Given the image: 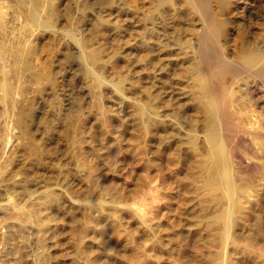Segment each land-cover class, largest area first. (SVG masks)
Listing matches in <instances>:
<instances>
[{"label":"rangeland","instance_id":"obj_1","mask_svg":"<svg viewBox=\"0 0 264 264\" xmlns=\"http://www.w3.org/2000/svg\"><path fill=\"white\" fill-rule=\"evenodd\" d=\"M192 1L0 0V264H263L230 253L195 169L210 121L193 75L262 37L264 0ZM34 2L51 28L31 23Z\"/></svg>","mask_w":264,"mask_h":264},{"label":"bare ground","instance_id":"obj_2","mask_svg":"<svg viewBox=\"0 0 264 264\" xmlns=\"http://www.w3.org/2000/svg\"><path fill=\"white\" fill-rule=\"evenodd\" d=\"M167 1V0H166ZM190 1V0H189ZM196 1V0H195ZM191 2H193L191 0ZM198 3L200 2V4H202L201 0L197 1ZM205 2V1H204ZM195 3V2H194ZM197 3V4H198ZM206 3V2H205ZM208 3L203 4L205 5L203 8L206 7ZM33 5V3H32ZM196 6V3L194 4ZM202 5V6H203ZM38 5L35 6V2L33 7H31V9L29 10L28 13V17L29 19H31V23H35V26H38L36 24L40 25L42 24L45 28L48 26H53L54 24L52 23V21H46V19L43 21L42 17L40 19V17L38 18L37 15V7ZM198 7H202L201 5H197ZM208 8V7H207ZM29 9V8H28ZM39 10V9H38ZM199 10V8H198ZM207 12V11H206ZM201 13H203L201 11ZM207 14V13H206ZM210 14V12H209ZM208 15V14H207ZM205 15V16H207ZM211 15V14H210ZM210 15H208V17H211ZM208 17H204L205 19H207ZM213 18V17H212ZM40 19V20H39ZM49 19V18H48ZM42 20V21H41ZM212 23L210 21L211 24H213V27H215L216 25H214V19H212ZM207 21V20H206ZM206 21H204L206 23ZM203 22V23H204ZM51 23V24H50ZM53 24V25H52ZM208 24V22H207ZM205 24V25H207ZM211 24L210 27L212 26ZM41 25V26H42ZM204 25V26H205ZM205 26V28H208V26ZM42 26V27H43ZM210 28L211 30L214 28ZM217 27V26H216ZM219 28V27H217ZM209 28L208 30L211 31ZM216 29V28H215ZM220 29V28H219ZM218 29V30H219ZM263 29V28H262ZM206 30V29H205ZM213 32V31H212ZM215 32V30H214ZM217 29H216V33H217ZM219 33V32H218ZM261 33V32H260ZM262 34V33H261ZM264 34V33H263ZM262 34V37H260L259 35L257 36L255 34V36L259 37L258 39H254V41L252 40V44L248 45V47L244 48H240L241 50H239L240 52L232 54L235 56H232L229 54V56L225 53H220L216 52V57H218L219 53H220V57H219V61L216 62L215 59L211 58L212 60H214V64H211L208 59L203 63V65L201 64V66L199 65V62H194L195 65L197 63H199L198 65L200 66L199 68H197V66H195L197 68V70L195 71L193 77H196V82H199V78L204 77V81L201 84H198V88H194V89H198V92H196V94L198 93V95L200 97H202L203 101V107L204 109H202L205 113L204 118L206 116L205 119L210 121L209 128L207 126L206 128V132H205V137L203 139V137L201 140H205L206 145L203 146L204 148L202 149V154H200L201 152H197L198 150H200V147L198 150H196V152L198 154L201 155V158L199 155H197L196 157H199V159H196V165L200 173V178L203 179L205 182H207V184L209 183V185H211V188L213 189L212 195H214L213 199H215V204H216V211H217V215L214 213L213 215H215L214 217L217 216V221L218 222L217 225H219L218 228H222L220 234H221V239L223 240V242H226L227 238H229V245L231 244V251L230 253H234L235 257L236 256H242L245 258L247 257L248 260L250 258H255L258 257V259L263 260L261 263L264 264V35ZM221 35V34H220ZM254 36V35H253ZM210 39L208 40L209 43L213 44V36H207ZM251 37V36H250ZM74 38V37H73ZM212 38V39H211ZM253 38V37H252ZM177 39V38H176ZM208 39V38H206ZM205 39V40H206ZM250 39V38H249ZM248 39V40H249ZM77 40L78 39H74ZM244 40V38H243ZM207 41V40H206ZM203 41L202 42H206ZM215 41V39H214ZM247 41V40H246ZM251 41V39H250ZM241 42V41H240ZM244 42V41H243ZM248 42V41H247ZM247 42L243 43V45H241L242 47L247 46ZM208 43V44H209ZM217 43V42H215ZM214 43V44H215ZM79 44V43H78ZM211 44V46H212ZM242 44V43H241ZM245 44V45H244ZM249 44V43H248ZM203 45L205 46L203 43L200 44L199 42V46ZM216 45L220 46V43L218 41V43ZM215 45V46H216ZM224 45V44H223ZM210 46V48H211ZM219 46H216L217 48H220ZM222 46V45H221ZM214 48V45L212 46ZM223 47V46H222ZM221 47V49H222ZM1 48L0 47V57L3 56V54L1 55ZM180 48V47H179ZM202 48V46L200 47ZM208 48L209 52H212L213 49ZM89 49V48H88ZM93 48L89 49L92 50ZM197 49V48H196ZM199 49V47H198ZM197 49V50H198ZM207 49V48H206ZM3 50V49H2ZM94 50V49H93ZM215 50L218 51V49L214 48V52ZM237 50V49H236ZM88 51V50H87ZM96 53V50H94ZM195 51V50H193ZM206 51V50H204ZM204 51L201 52L200 50L198 51V53L200 52V54L203 53L202 56H204ZM220 51V49H219ZM223 51V50H221ZM242 51V52H241ZM88 54H90L93 59L95 58L93 56V51H88ZM94 53V54H95ZM98 53V52H97ZM97 53H96V57H97ZM241 53V54H239ZM199 54V55H200ZM213 54V52H212ZM238 54V55H237ZM100 55V54H99ZM198 55V56H199ZM208 55V54H207ZM215 55V54H214ZM89 56V55H88ZM206 56V55H205ZM209 56V55H208ZM90 57V56H89ZM90 57V58H92ZM205 58V57H204ZM208 58V57H206ZM22 59V58H21ZM198 59V58H196ZM217 59V58H216ZM27 60V59H26ZM25 59L23 61H20V63L22 62V64L25 65L26 68L29 67L28 62ZM99 60L101 62V59L99 57ZM195 60V59H194ZM193 60V61H194ZM29 61V60H28ZM93 61V60H92ZM95 61V59H94ZM193 61H188V63H193ZM196 61V60H195ZM30 62V61H29ZM99 63V62H98ZM163 66V65H162ZM188 66V65H187ZM192 66V65H191ZM20 67V66H19ZM24 67V66H22ZM181 67V66H180ZM186 67V65H185ZM184 67V68H185ZM190 67V66H189ZM17 68V67H16ZM192 68V67H191ZM191 68L190 71L188 69V71L186 72H191ZM192 68V69H193ZM185 70V69H182ZM193 71V70H192ZM96 72V71H95ZM186 72L184 73L186 75ZM194 72V71H193ZM97 73V72H96ZM172 73V72H171ZM170 73V74H171ZM230 74L231 76H229V78L233 79L232 83H225L226 77L224 78V74ZM190 74V73H187ZM193 74V73H192ZM190 74V75H192ZM227 74V75H228ZM91 75V74H90ZM175 75V74H174ZM182 75V74H181ZM225 75V76H227ZM97 76V74H96ZM183 77V76H182ZM188 77V76H187ZM192 76L188 77L187 79L189 80V78L191 79ZM176 79V78H175ZM202 79V78H201ZM97 80V79H96ZM192 81L195 82L194 79H191ZM190 81H188L189 86H190ZM198 80V81H197ZM194 82H192L194 84ZM195 82V84H196ZM6 83V82H5ZM4 83V84H5ZM171 83V82H170ZM8 86L11 85L9 83H7ZM6 85H4V87H8ZM161 84V83H160ZM183 84V82H182ZM194 84V86H195ZM228 84V85H227ZM197 85V84H196ZM23 86V85H22ZM180 86V85H179ZM165 87V86H164ZM163 87V88H164ZM193 87V86H192ZM191 89V87H189ZM11 90L13 88H10ZM21 89V88H20ZM192 88V90H194ZM6 90L9 91L6 92L8 95L7 97L10 98L9 94H11L9 88H6ZM22 90V89H21ZM20 90V91H21ZM173 90V89H172ZM158 91V90H156ZM188 91L191 93V91L188 89ZM187 92V91H186ZM6 93L5 94L6 96ZM188 93V92H187ZM192 94V93H191ZM195 94V93H194ZM187 95V94H186ZM190 95V94H189ZM197 95V97H198ZM4 96V95H3ZM12 96V95H11ZM191 96V95H190ZM189 96V97H190ZM195 96V95H194ZM13 97V96H12ZM153 97V96H152ZM178 97V96H177ZM193 97V96H192ZM195 97V99L197 98ZM199 97L200 100H202ZM158 98V97H157ZM188 98V97H187ZM191 99V98H190ZM13 100V99H12ZM157 100V99H156ZM189 100V99H186ZM154 101V100H153ZM185 101V99H184ZM189 101H195L193 98ZM198 102V99L196 100ZM155 103V102H154ZM177 103V102H176ZM195 103V102H193ZM160 104V103H159ZM191 104V102H190ZM181 105V104H180ZM202 105V103H201ZM179 106V105H178ZM182 106V105H181ZM192 106V105H191ZM152 108V107H151ZM172 108V106H171ZM192 108V107H191ZM199 108V107H197ZM196 107L193 109V111L196 109L198 110V117L201 118V116H199L200 114V110L197 109ZM179 111V110H177ZM191 110V113L193 114V112ZM164 112V111H163ZM183 112V111H182ZM155 114V113H154ZM179 114V113H178ZM190 114V112H189ZM174 115V114H173ZM178 116V115H177ZM181 116V115H180ZM187 116L188 112H187ZM193 116V115H192ZM175 117V115H174ZM191 117V115L189 116ZM188 117V118H189ZM195 117V116H194ZM192 117V118H194ZM173 118V117H172ZM176 118V117H175ZM187 118V119H188ZM178 118H176L177 120ZM196 119V117H195ZM174 120V119H173ZM186 122V118L184 119ZM192 120V119H190ZM190 120H188L190 122ZM194 120V119H193ZM200 120V119H199ZM204 120V119H203ZM202 120V121H203ZM197 121V120H196ZM195 120L193 122H196ZM201 121V120H200ZM208 121V122H209ZM154 122V121H153ZM177 122V121H175ZM184 122V121H182ZM184 122V123H185ZM178 123V122H177ZM176 123V124H177ZM183 123V124H184ZM187 123V122H186ZM192 125V121L190 122ZM200 123V122H199ZM198 123V124H199ZM157 124V123H156ZM181 124V123H180ZM188 124V123H187ZM197 124V123H195ZM195 124L193 126H195ZM202 124V123H201ZM200 124V125H201ZM173 124H171L172 126ZM182 125V124H181ZM180 125V126H181ZM204 127L206 126L205 123L203 124ZM156 126V125H155ZM171 126H169L171 128ZM188 126H190L188 124ZM202 126V125H201ZM175 127V126H174ZM183 127H185V125H183ZM191 127V126H190ZM196 127V126H195ZM204 127L202 126V131L204 129ZM182 128V126L180 127V129ZM187 128V129H186ZM184 128L185 130H188V127ZM173 129V127H172ZM175 129H177V126L175 127ZM195 129V128H194ZM194 129H189L188 132H192L190 130H194ZM169 130V129H168ZM174 130V129H173ZM172 130V131H173ZM178 131L176 132V137H177V133L179 132V129H177ZM184 131H180L181 133L184 132L186 137H189L188 134L186 135L187 132ZM195 129L194 131L196 132ZM166 131V130H165ZM171 131V135L174 136V133L172 134ZM193 131V132H194ZM161 132V131H160ZM163 132V131H162ZM167 132V131H166ZM169 132V131H168ZM179 132V133H180ZM192 132V133H193ZM201 133V131H200ZM203 133V132H202ZM201 133V134H202ZM168 134V133H167ZM166 134V135H167ZM191 134V133H190ZM189 134V135H190ZM194 135L196 134V136L198 135L197 133H193ZM193 136V138H195ZM203 135V134H202ZM163 137V136H162ZM175 137V136H174ZM185 137V138H186ZM171 138V136L169 137ZM167 138V141L168 139ZM182 138V137H181ZM179 137L178 140L181 139ZM182 138L181 141H183ZM190 138V137H189ZM193 138H190L192 140L193 143H197L195 141H198V137L197 140L195 138V140H193ZM187 139V138H186ZM189 139V140H190ZM173 140V139H172ZM171 140V141H172ZM170 141V140H169ZM177 141V140H176ZM188 141V140H186ZM185 141V144H187V142ZM174 142V141H173ZM179 145H181L180 141ZM191 142V141H190ZM191 142V143H192ZM204 142V141H203ZM201 142V143H203ZM169 144V142H167ZM176 143V142H175ZM174 143V144H175ZM190 143V144H191ZM192 143V144H193ZM199 142V144H201ZM156 144V143H155ZM178 144V143H177ZM170 145V144H169ZM173 145V144H172ZM178 145V146H179ZM183 145V144H182ZM195 145V146H194ZM192 145V147L194 146L196 148L197 144ZM168 146V145H167ZM174 146V145H173ZM188 146L189 142H188ZM199 146V145H198ZM187 147V146H186ZM172 148V146H171ZM175 148V147H174ZM178 149V147H176ZM182 148V147H180ZM179 148V150H180ZM185 148V147H184ZM183 148V152L184 149ZM191 148V146H190ZM194 148V150H195ZM198 148V147H197ZM196 148V149H197ZM157 149V148H156ZM188 148H186L187 150ZM193 148H191L190 150H192ZM174 150V149H173ZM178 152L176 153H179ZM192 150V151H194ZM171 151V150H170ZM167 152V151H166ZM181 152V151H180ZM188 152V151H187ZM195 152V151H194ZM155 153V152H154ZM170 154V153H169ZM183 154V153H182ZM181 154V155H182ZM185 154V152H184ZM187 154V153H186ZM194 154V153H193ZM168 155V154H167ZM174 155V153L172 154ZM177 155V154H176ZM176 155H174L176 157ZM179 155V154H178ZM180 155V156H181ZM192 155V154H191ZM171 156V155H170ZM183 156V155H182ZM188 156V155H187ZM186 156V157H187ZM194 155L191 157L193 159ZM166 158V157H165ZM184 158V157H181ZM189 158V157H188ZM178 159V157H177ZM180 159V157H179ZM187 159V158H186ZM170 160V159H169ZM174 160V159H171ZM191 160V159H190ZM195 160V158H194ZM156 161V160H155ZM186 161V160H185ZM189 161V160H188ZM159 162V161H158ZM167 162V161H165ZM177 162V161H176ZM174 162V163H176ZM193 162V160H192ZM191 162V163H192ZM161 163V162H160ZM173 163V165H174ZM187 163H190L187 162ZM195 163V162H194ZM172 164V163H171ZM160 165V164H159ZM180 165V163H179ZM193 165V164H192ZM195 165V164H194ZM193 165V166H194ZM170 166V165H168ZM172 166V165H171ZM184 166V165H183ZM188 166V164H187ZM192 166V167H193ZM154 167V166H153ZM156 167V166H155ZM191 167V165H190ZM196 167V166H194ZM157 168V167H156ZM159 168V167H158ZM189 168V166L187 167V169ZM169 169V168H168ZM195 169L193 168V170L195 171ZM155 171H157L156 169H154ZM153 170V171H154ZM160 170V169H159ZM162 170V169H161ZM192 170V169H190ZM193 170L191 171L193 173ZM152 171V172H153ZM154 171V172H155ZM177 171V170H176ZM189 170H187L188 172ZM197 171V170H196ZM195 171V172H196ZM160 172V171H159ZM158 172V173H159ZM171 172V170H170ZM184 172V171H183ZM157 173V174H158ZM192 173H187V175ZM197 173V172H196ZM198 173L196 174V176H198ZM153 174V173H152ZM195 174V173H194ZM156 175V174H155ZM160 175V174H159ZM186 175V174H185ZM188 175V176H189ZM153 175H151L152 177ZM157 176V175H156ZM194 176V175H192ZM190 176V177H192ZM198 176V177H199ZM162 177V176H161ZM195 177V176H194ZM156 178V177H154ZM158 178V177H157ZM197 178V177H196ZM196 178H191L192 182L193 179L195 180ZM161 179V178H160ZM174 179V178H173ZM187 179V178H186ZM190 180V178L188 179ZM201 180V182L203 181ZM171 181V180H170ZM197 181V180H195ZM200 181V180H199ZM197 181V182H199ZM164 182V181H163ZM162 182V183H163ZM191 182V180H190ZM189 182H187L188 184ZM158 184V183H157ZM186 184V185H187ZM194 184V183H193ZM154 185V184H153ZM160 185V184H159ZM156 185V189L158 190V187ZM165 188H166V184ZM163 185V186H164ZM171 185V183H170ZM205 185V184H203ZM196 185L194 184V187ZM202 186V184H201ZM185 187V185H184ZM188 187V185H187ZM198 187V186H197ZM200 187V186H199ZM161 188V187H160ZM193 189V186L191 187ZM196 188V187H195ZM155 189V188H154ZM164 189V188H162ZM172 189V188H171ZM187 189V188H186ZM206 189V188H205ZM156 190V191H157ZM192 191V193H194V196L196 195L195 192H193L194 190H190L187 189L186 191ZM200 191V190H199ZM49 192V191H48ZM51 192V191H50ZM50 192L47 194L43 192V194H41V202H47L49 196L51 195ZM166 192V190H165ZM201 192V191H200ZM211 192V191H209ZM156 193V192H155ZM159 193V192H158ZM204 196L207 195L208 191L204 192ZM200 194V193H198ZM210 194V193H209ZM208 194V195H209ZM156 195V194H155ZM158 195V194H157ZM156 197H159L157 196ZM182 195V193H181ZM190 195V194H189ZM201 196V195H200ZM52 197V195H51ZM50 197V198H51ZM155 197V196H154ZM155 197V198H156ZM168 197V195H167ZM185 197V196H184ZM190 197V196H189ZM196 197V196H195ZM206 197V196H205ZM211 197V198H212ZM198 199V197H196ZM202 198V196H201ZM213 200V199H211ZM181 199V198H180ZM206 200V198H204ZM52 200V199H51ZM153 200V199H152ZM158 200V199H156ZM50 201V200H49ZM48 201V202H49ZM203 201V200H202ZM201 201V202H202ZM214 201V200H213ZM212 201V202H213ZM47 202V203H48ZM51 202V201H50ZM179 202V201H178ZM207 203V202H206ZM180 204V203H179ZM196 204V203H195ZM198 204V203H197ZM153 205V204H152ZM183 205V204H182ZM215 206V205H212ZM203 207V206H202ZM167 209V208H166ZM192 209V208H191ZM206 210V209H205ZM209 210V209H208ZM215 210V208H214ZM169 211V210H168ZM162 213V212H161ZM49 215V214H47ZM154 215V214H153ZM169 215V214H168ZM190 215V214H189ZM210 215V214H209ZM46 216V215H45ZM156 216V215H155ZM200 216V215H198ZM197 216V217H198ZM211 216V215H210ZM47 217V216H46ZM192 217V216H191ZM206 217V216H205ZM49 218V217H48ZM47 218V219H48ZM166 218V217H165ZM169 218V217H168ZM208 218V217H206ZM161 223V222H160ZM157 224V223H156ZM207 224V223H206ZM211 230V229H210ZM219 230V229H218ZM217 230V231H218ZM219 232H217L219 234ZM216 238L218 236H215ZM218 239V238H217ZM216 239V240H217ZM226 239V240H225ZM215 240V239H214ZM219 241H217V243L220 242V239H218ZM222 240L220 243H222ZM218 244L219 247H221L222 244ZM225 243H223L224 245ZM223 249L227 246H223ZM218 247V248H219ZM221 247V248H222ZM221 248H219V251L221 250ZM226 249V248H225ZM225 250H223L224 252ZM233 251V252H232ZM217 252V251H216ZM222 252V253H223ZM218 254L220 253L217 252ZM229 253V252H227ZM239 253L241 255H239ZM226 254V251L225 253ZM222 255V256H229V254L226 255ZM219 256V255H218ZM222 256H219L222 258ZM226 256V257H227ZM233 256V255H232ZM234 257V258H235ZM231 258V257H230ZM230 258H226L229 259ZM237 258V257H236ZM239 258V257H238ZM235 259V260H238ZM217 259V258H216ZM220 258H218L219 260ZM232 259V258H231ZM257 259V258H256ZM217 260V261H218ZM225 260V258L223 259ZM221 260V261H223ZM234 259L230 260L233 261ZM232 262V264H238V262ZM241 260V259H239ZM238 260V261H239ZM246 260V259H245ZM253 260V259H252ZM255 260V259H254ZM220 261V262H221ZM227 261V260H226ZM225 262L226 263H228ZM229 261V262H230ZM243 261V260H242ZM220 262L218 261L217 264H220ZM246 262V261H245ZM245 262H243L244 264H246ZM254 262V261H253ZM257 262V261H256ZM255 262V263H256ZM223 262H221V264H223ZM241 263V262H240ZM239 263V264H240ZM242 263V264H243ZM249 263V262H248ZM258 263V262H257ZM231 264V263H229Z\"/></svg>","mask_w":264,"mask_h":264}]
</instances>
